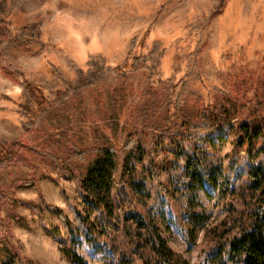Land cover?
I'll return each instance as SVG.
<instances>
[{"label": "rangeland", "instance_id": "1", "mask_svg": "<svg viewBox=\"0 0 264 264\" xmlns=\"http://www.w3.org/2000/svg\"><path fill=\"white\" fill-rule=\"evenodd\" d=\"M0 19L13 32L38 27L39 41L29 50L0 42V61L21 68L49 92L74 83L78 69L103 74L94 85L71 92L66 104H48L36 128L27 133L26 120L17 111L23 83L0 66V137L39 144L81 176L102 149H116L112 194L121 203V216L145 209L134 200L129 188L133 176L127 174L123 159L131 149L127 143L133 139L149 89L157 88L165 107L174 112L193 104L197 95L203 104L220 95H246L252 100L264 86V0H0ZM133 38L134 54L145 57L147 64L126 76L108 71L126 62ZM49 97L53 101V95ZM232 142L229 137L218 152L226 171ZM75 149L85 151L84 160L73 158ZM156 160L161 163L160 151ZM33 162V166L0 168V191L11 198L10 203L0 201V216L4 221L10 216L22 218L8 222L21 255L15 264H73L62 251L65 247L78 251L88 264L110 263L84 240L76 209L86 207L76 180L60 177L48 161ZM138 170L136 178L146 183L147 206L156 211L163 237L189 264H207L214 245L204 231L195 244L185 242L180 231L185 210L173 194L165 192L168 173L161 171L153 179ZM17 179L35 180V184L13 187ZM202 203L212 215L210 225L226 215L223 201L203 199ZM49 205L61 208L71 224L51 214ZM98 216L95 211L92 218ZM45 225L58 227V234H47ZM4 238L0 228V264L6 258ZM226 264L243 261L228 259Z\"/></svg>", "mask_w": 264, "mask_h": 264}, {"label": "trees", "instance_id": "2", "mask_svg": "<svg viewBox=\"0 0 264 264\" xmlns=\"http://www.w3.org/2000/svg\"><path fill=\"white\" fill-rule=\"evenodd\" d=\"M23 28V32H13L10 25L0 19V42L6 40L29 50L39 41L40 33L35 25ZM135 47L136 38H133L126 62L107 70L121 76L141 70L147 59L135 55ZM0 66L4 73L23 83L22 101L17 111L26 120L23 130L27 133L36 128L48 104L62 106L71 92L94 85L103 77L100 72L85 73L78 69L74 83L68 82L65 89L49 92L45 86L28 78L21 68L2 65L1 61ZM158 91L155 87L147 91L133 139L127 143L131 149L123 159L127 174L133 176L129 188L144 210L135 209L120 215L121 203L112 194L119 155L112 147L102 149L81 176L39 144L0 137V168L14 164L33 166V160H45L58 168L60 177L75 179L86 207L84 211L76 209L84 226L82 235L87 243L95 246L97 254H105L104 258L111 260L105 264H189L163 237L156 211L147 206L150 195L146 183L136 178L138 168L153 179H157L161 171L168 173L165 192L173 194L185 210L180 227L185 242L195 244L198 233L204 231L214 245L206 258L207 264H226L228 259L237 258L242 259L243 264H264V86L252 100L246 95H220L211 103L203 104L197 95L193 104L178 107L174 112L165 107ZM49 94L53 95V101ZM229 137H233V150L226 171L218 152ZM159 151L161 163L156 160ZM84 154V150L72 152L77 160H84ZM33 184L35 180L17 179L12 186ZM215 198L226 203V215L210 225L212 215L203 208L202 200ZM0 201L10 203L11 198L0 191ZM47 209L67 225L71 224L61 208L49 205ZM95 211L99 216L93 219ZM12 217L22 219L10 216L4 221L0 216V228L6 236L2 243L6 258L1 264H15L21 257L8 223ZM43 229L52 236L59 232L58 227L45 225ZM72 242L77 245L79 241L74 237ZM62 251L73 264H88L75 249L65 247Z\"/></svg>", "mask_w": 264, "mask_h": 264}]
</instances>
